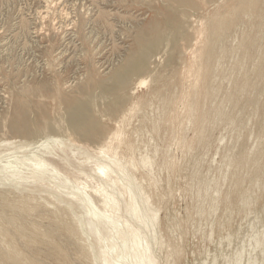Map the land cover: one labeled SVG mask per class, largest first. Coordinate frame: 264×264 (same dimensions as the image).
I'll use <instances>...</instances> for the list:
<instances>
[{
  "label": "rangeland",
  "instance_id": "1",
  "mask_svg": "<svg viewBox=\"0 0 264 264\" xmlns=\"http://www.w3.org/2000/svg\"><path fill=\"white\" fill-rule=\"evenodd\" d=\"M186 1L0 0V142L15 143L0 146V264H93L80 207L52 185L5 184L24 171L5 156L39 149L18 129L46 123L78 159L110 144L129 164L156 212L158 264H264V0ZM150 42L148 67L108 108L96 83ZM85 90L94 122L80 136L65 110ZM76 171L62 176L92 189Z\"/></svg>",
  "mask_w": 264,
  "mask_h": 264
},
{
  "label": "bare ground",
  "instance_id": "2",
  "mask_svg": "<svg viewBox=\"0 0 264 264\" xmlns=\"http://www.w3.org/2000/svg\"><path fill=\"white\" fill-rule=\"evenodd\" d=\"M173 1L179 2L183 8L189 6L186 0ZM45 12L47 13V10L43 11V13ZM153 25L151 23V27ZM168 26L172 25L169 24ZM155 44L156 42L153 44L150 42L144 47L143 44L139 43L140 46L135 55L127 56L124 64L111 71L107 78L96 83L97 89L103 96L112 98L108 108L120 102L117 99L119 98L118 95L127 87L131 77L146 70L148 67V53L151 48H154ZM145 82L144 78H140L136 86L144 85ZM82 93L81 97L72 98L67 103L65 112L72 132L80 136H86L90 132L86 124L89 125L94 122L90 107L93 94L88 90ZM51 126L52 123H46L44 128L40 130L30 129L26 126L18 129L28 137L34 138L30 142L23 143L24 147L25 145L37 144L39 149L33 156L25 154L17 156L12 152L5 156L4 159L8 161L15 157L16 159L12 161L17 162L18 165L20 163L18 169H24V171L18 170L19 172L10 171L7 175L9 179L5 184L10 187L26 184L35 187L52 185L50 193L54 198H66L69 208L80 207L82 212L74 217V221L78 229L87 238H91L90 250L93 264H158L155 258V248L159 246L155 231L156 212L151 209L148 199L143 195L140 186L130 173L129 164L122 162L117 157L115 149L110 144L96 147L97 152L93 160H91L92 157L88 156L79 157L78 159L74 154V149L70 147L74 145V143H70L73 139L68 137L69 142L66 143L67 140L45 132L46 128ZM116 136H118L117 132H114L107 139L110 141ZM43 142H49L53 145L52 147H45V145L43 147ZM10 143L13 144L14 142L1 141L0 146ZM20 145L22 144L20 143ZM6 148L4 151L9 150L10 147ZM90 162L93 164L92 175H86L81 167ZM140 164L142 168H145L147 162L142 159ZM73 165L80 174L95 178V185L92 186V189L86 190L85 186L80 185L72 186L67 179L63 178L62 169H68ZM92 195L98 197L101 203L99 209L93 206ZM244 205L246 206L245 201L243 202ZM25 220L27 221V219ZM48 226L50 227V225ZM262 243L264 247V242ZM71 245L73 246V244Z\"/></svg>",
  "mask_w": 264,
  "mask_h": 264
}]
</instances>
